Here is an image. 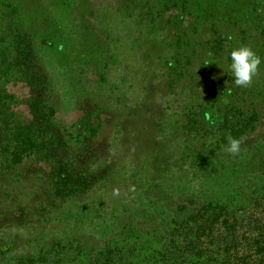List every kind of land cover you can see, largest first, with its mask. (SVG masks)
Instances as JSON below:
<instances>
[{
	"label": "rangeland",
	"instance_id": "374dc122",
	"mask_svg": "<svg viewBox=\"0 0 264 264\" xmlns=\"http://www.w3.org/2000/svg\"><path fill=\"white\" fill-rule=\"evenodd\" d=\"M35 4L36 47L51 81L56 122L71 137L89 103L99 101L110 113L101 115L107 127L77 161L93 169L100 156L108 174L71 194L54 192L43 163L26 160L2 171L0 264H23L29 253L68 240L87 252L127 225L146 233L164 229L181 215L183 193L196 207L264 197V0ZM2 17L0 0V35ZM241 46L261 59L246 88L235 85L230 70V53ZM6 90L22 102L13 110L30 118L23 103L28 87L12 83ZM224 106L255 112V122L239 137L238 154L226 152V144L208 155L201 130L184 132L186 115L216 123ZM73 155L70 147L62 156Z\"/></svg>",
	"mask_w": 264,
	"mask_h": 264
},
{
	"label": "trees",
	"instance_id": "16d2710c",
	"mask_svg": "<svg viewBox=\"0 0 264 264\" xmlns=\"http://www.w3.org/2000/svg\"><path fill=\"white\" fill-rule=\"evenodd\" d=\"M3 31L0 35V174L26 160L43 163L54 192L74 194L90 189L104 179L108 170L100 156L93 169L77 161L87 150L90 138L106 128L101 115L110 113L99 103H89L76 121L71 137L56 122V105L50 99L51 81L36 47L35 0H1ZM34 4V5H33ZM22 83L29 89L25 100L30 118H21L13 108L22 103L7 93L9 84ZM86 99V98H85ZM91 100V98H88ZM87 100V99H86ZM92 101V100H91ZM90 102V101H86ZM219 121L206 122L195 112L186 115L184 132L201 130L207 154L228 144V135L239 138L255 122L256 113L233 106L219 109ZM185 118V115H184ZM75 155L68 161V148ZM208 159V158H207ZM166 165L161 164L164 171ZM210 163H205V168ZM39 169V168H36ZM41 169V168H40ZM177 207L176 221L152 232L125 226L99 247L82 251L75 240L51 246L23 257V264H68L75 258L82 264H264V197L233 207L206 203L192 206L189 194ZM177 216V217H176ZM73 243V244H70Z\"/></svg>",
	"mask_w": 264,
	"mask_h": 264
},
{
	"label": "clouds",
	"instance_id": "9594fccd",
	"mask_svg": "<svg viewBox=\"0 0 264 264\" xmlns=\"http://www.w3.org/2000/svg\"><path fill=\"white\" fill-rule=\"evenodd\" d=\"M230 70L234 76V83L238 87H249L252 84L253 77L258 74L261 59L248 46H241L231 51ZM228 146L225 151L229 154L236 155L240 151V145L243 138H235L228 135ZM113 195H119V190L114 189Z\"/></svg>",
	"mask_w": 264,
	"mask_h": 264
}]
</instances>
